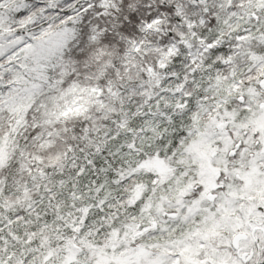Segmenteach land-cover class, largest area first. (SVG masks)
<instances>
[{"label": "snow or ice", "instance_id": "snow-or-ice-1", "mask_svg": "<svg viewBox=\"0 0 264 264\" xmlns=\"http://www.w3.org/2000/svg\"><path fill=\"white\" fill-rule=\"evenodd\" d=\"M0 264H264V0H0Z\"/></svg>", "mask_w": 264, "mask_h": 264}]
</instances>
